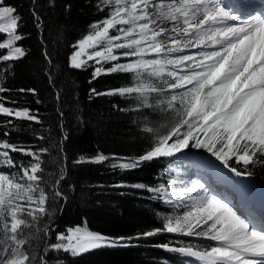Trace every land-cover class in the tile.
I'll list each match as a JSON object with an SVG mask.
<instances>
[{"label": "snow or ice", "instance_id": "6c2138e0", "mask_svg": "<svg viewBox=\"0 0 264 264\" xmlns=\"http://www.w3.org/2000/svg\"><path fill=\"white\" fill-rule=\"evenodd\" d=\"M98 8L100 11L108 9L107 14L72 45L74 51L69 67L83 69L88 61H93L99 65L94 68L93 79L123 72L133 74L138 83L107 93L91 89V93L121 96L135 93L146 103L147 93H165V88L153 84L151 78L165 76L170 79L164 80V84L168 92L173 93H165L166 106L175 113L169 131L158 134L156 142L143 155L121 160L114 167L131 170L145 161L171 158L189 147L207 148L237 177L251 173L240 171L230 161L245 168L255 163L264 164V14L227 24L239 17L226 10L220 0H100ZM33 15L39 21L35 11ZM19 20L16 9L0 0V34L5 35L0 42L3 52L0 64L26 55L17 43L23 38L17 31ZM164 21L171 22L172 28H164ZM162 36L166 40L158 39ZM182 38H187L185 43H181ZM208 42L218 45L219 50L199 53V60L194 55L182 54L189 46L199 49ZM149 56L152 58H146ZM181 68L187 71L181 74ZM0 71L6 72V69ZM7 91L0 84V93ZM29 91L35 92L34 89ZM8 103L17 102L0 97V115L10 118L9 125L12 119L40 122L30 109L8 107ZM184 126L187 131L180 134ZM14 152L31 156L32 161L18 165L11 155ZM47 152V148L33 151L0 141L3 164L18 168L20 173L0 172L2 264H48L46 257L50 251H62L75 257L103 246H118L117 241L76 227L69 228L67 235L57 233V242L46 243L39 257L32 250L33 236L24 233L32 224L25 217L36 221L37 213L48 214L45 208L48 181L41 167V155ZM107 159L101 154L93 162ZM59 183L58 179L52 186L54 197H63L56 188ZM149 191L159 194L161 199L167 197L166 203L182 204L187 209L179 216L165 218L163 228L156 231L203 236L216 242L204 251L191 247L174 251L197 257L201 264H264V227L257 228L254 219L209 194L199 180L175 190L161 185ZM44 232L47 236V227ZM26 244L28 248L24 247Z\"/></svg>", "mask_w": 264, "mask_h": 264}, {"label": "trees", "instance_id": "16d2710c", "mask_svg": "<svg viewBox=\"0 0 264 264\" xmlns=\"http://www.w3.org/2000/svg\"><path fill=\"white\" fill-rule=\"evenodd\" d=\"M5 3L14 7L20 17L17 31L23 38L17 43L26 55L0 64V69H6L0 71V84L9 90L0 93V97L17 102L6 104L8 107L30 109L40 122L12 119L9 125L10 118L0 115V141L33 151L48 149L41 155L44 179L48 181L45 205L48 214L37 213L36 221L28 217L32 227L25 234L33 236L32 250L39 257L46 243L57 242V233L66 234L69 228L85 224L89 230L117 241L118 246L100 247L75 257L50 251L46 257L48 264H201L197 257L173 249H208L207 238L156 231L163 228L165 218L175 214L177 207L166 203L167 197L161 199L149 189L169 187L176 177V161L182 158L153 159L131 170L113 166L143 155L156 142L158 134L169 131L175 119L166 106L165 93H173L168 92L164 80L151 78L153 84L165 88V93L149 92L146 103H142L144 98L135 93L124 96L91 93V89L107 93L137 84L131 73L113 72L93 79L94 68L99 66L93 61H88L83 69L69 67L72 45L107 14L108 9L99 10L100 0H5ZM4 39L5 35L0 34V42ZM185 131L186 126L180 129V134ZM5 132L9 135L5 136ZM184 151L208 153L207 148L198 147ZM101 154L108 159L93 162ZM11 155L18 165L32 161L31 156L20 152ZM213 158L221 162L216 156ZM230 163L242 172L251 173L264 185V164L245 168ZM10 170L20 174L18 168ZM58 179L56 188L63 197L53 196L52 186ZM148 232L154 234L144 235Z\"/></svg>", "mask_w": 264, "mask_h": 264}, {"label": "rangeland", "instance_id": "374dc122", "mask_svg": "<svg viewBox=\"0 0 264 264\" xmlns=\"http://www.w3.org/2000/svg\"><path fill=\"white\" fill-rule=\"evenodd\" d=\"M222 1V0H221ZM228 3V0H223V5H226ZM232 6L235 7L236 6V3L233 2L231 6H227V8H230V10L232 9ZM244 7V5H243ZM229 10V11H230ZM233 15L239 17V20L237 21H227L226 23L227 24H232V23H239L240 21L242 20H245L247 18H249L250 16H254V15H259V13L256 12V10L252 11L250 14H248V17L246 18H243L241 15H239L237 13V11H230ZM223 26V25H222ZM169 29V28H168ZM208 46H204V50L205 51H211V50H207L209 49V47L211 46V44L209 45V42L206 44ZM74 49L72 50V52L70 53L69 55V58L70 56L72 55ZM185 51H187L188 53H192L194 52V56L197 60L200 59V55L197 54L196 51V48H193V47H189L187 48ZM196 53V55H195ZM68 58V61L70 63V60ZM146 58H152L151 56L149 57H146ZM86 59V57H85ZM187 69H184V68H181L180 69V72L181 74H184V71H186ZM159 79H163V80H167V79H170L169 77L165 76L163 78H159ZM179 91L183 92L184 89H180ZM179 107V106H177ZM171 116L175 119V113L171 110ZM202 136V134H201ZM208 153H200V154H192V153H188L184 150H182L181 152L175 154L173 157H181L182 159L180 160H177V165H176V177L174 178V180L170 183V187L171 189H179L180 187H183L187 184H190L191 182H194V181H197L199 180L204 186H205V189L208 191L209 194H216V196L222 200H224L226 203H228L230 206L234 207L235 209H237L238 211L240 210L239 209V206L242 208V209H249V208H252L251 205H248L246 206V204L240 199V198H237V197H240L237 195V192L235 193V195L232 193V191L229 189V187H227L225 184L223 183H220L219 181V187H217V189L220 191V192H216L214 191L210 185V180H209V177H213V179H216L217 178V170H215V172H213V166L217 167V168H220L222 167L221 169H224V172L225 173H229L227 172V168L224 166L223 163L217 161L215 158H213L214 156H212L209 151H207ZM3 157H0V172H5V173H10V174H14L12 172V170H10V167H7L3 164ZM229 169V168H228ZM248 176L249 178L251 179H254V182H255V185L258 187V189H260L261 191L263 190L264 191V185H262L260 182H258L254 177L250 176V175H246ZM204 179V180H203ZM222 180V179H221ZM224 181H231L229 178H225L223 179ZM228 190H230V192H228ZM225 194L226 195H231L232 197L231 198H225ZM194 195V194H193ZM237 196V197H236ZM236 197V198H234ZM173 199H177L179 200L180 197H173ZM230 199H232L233 201H231ZM254 200V202H259V204H264V199L262 197H259L258 195H256V193H251L245 201H248V200ZM177 210H176V213L175 214H172L170 215V217H175V216H179L183 213V211H186L187 209L183 207V205L181 204L180 206H177ZM243 213V212H241ZM245 215V213H243ZM249 215V214H248ZM25 219L28 220V217H25ZM256 226V225H255ZM76 227H80L81 229H86L87 231H91L88 229L87 225L85 224H82V225H76L74 227H72L73 229L76 228ZM27 228L24 229V233L26 231ZM93 232V231H91ZM96 233V232H94ZM68 233L66 232V235ZM99 234V233H98ZM181 234V233H180ZM102 235V234H101ZM104 236V235H102ZM188 236V235H187ZM106 237V236H104ZM107 238V237H106ZM109 239V238H108ZM110 240V239H109ZM209 246H213L216 244L215 241H212V240H209ZM25 247V245H24ZM105 247V246H103ZM208 247V248H210ZM194 250H198V251H204L206 249H196V248H193ZM10 251V249H9ZM5 259H7V257H5ZM0 264H2V261H0Z\"/></svg>", "mask_w": 264, "mask_h": 264}, {"label": "bare ground", "instance_id": "6f19581e", "mask_svg": "<svg viewBox=\"0 0 264 264\" xmlns=\"http://www.w3.org/2000/svg\"><path fill=\"white\" fill-rule=\"evenodd\" d=\"M220 2L223 4V0L222 1L220 0ZM233 2L236 3V6L235 7L232 6V9L230 10V8H227V6L228 5L231 6ZM261 2H262V0H228V3L224 6H225L226 10H228V11L233 10L235 12L237 11V13L239 15H241L243 18H246V17H248V14H250L252 11L260 8ZM243 5H244V7H243ZM162 26L164 28L170 29V28H172V23L169 21H164ZM181 27H183V25H181ZM170 35H175V33H170ZM158 39L166 40V37L162 36V37H159ZM186 40H187V38H182L181 43H185ZM210 44H211V42H209V45ZM205 46H208V45H205ZM189 47H191V46H189ZM207 50H211V51L219 50V46L218 45H215V46L211 45L209 47V49H207ZM195 52H197V54L205 52L204 47L199 48V49L196 48ZM182 54L194 55V52L188 53L187 51H185ZM195 55H196V53H195ZM189 63H191V62H189ZM186 71H184V72H186ZM213 167H214L212 169L213 172H215V170H217V178L213 179L212 177H209V180H210L209 186H211V188L214 191L220 192L216 186L219 187V182L221 181V182H223V184L225 183V185L227 187H229V189L232 191V193L234 195L236 193V192H234V189L236 191H238L237 195L240 196L238 198H241V200L243 202L253 192L256 193V195H260V197H262L264 199V191L263 190L261 191L260 189H258V187L255 185L254 179H251L246 175L242 176V177H237L228 168L226 171L229 173H225L224 169H221L222 167H220V168H217L215 166H213ZM224 178H225V180H226V178H229L231 181H229V180L224 181L223 180ZM217 181H219V182H217ZM230 190H228V192H230ZM231 197H232L231 195L225 194L224 199L225 198L226 199L231 198ZM236 197H234V198H236ZM230 200L233 201L232 199H230ZM239 209H240L239 212L245 213V216L249 217L250 219H254L256 221L255 225L257 228L264 227V205H260L259 202L255 201L252 203V208L245 210L239 206Z\"/></svg>", "mask_w": 264, "mask_h": 264}]
</instances>
